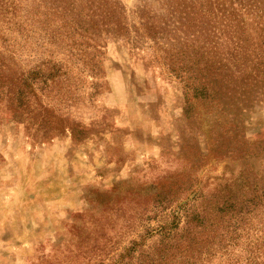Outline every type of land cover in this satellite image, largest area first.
I'll return each instance as SVG.
<instances>
[{
    "label": "rangeland",
    "instance_id": "rangeland-1",
    "mask_svg": "<svg viewBox=\"0 0 264 264\" xmlns=\"http://www.w3.org/2000/svg\"><path fill=\"white\" fill-rule=\"evenodd\" d=\"M114 2L90 14L109 15L87 31L95 41L42 7L2 27L0 264H117L131 241L182 228L201 198L233 207L264 193V41H235L172 0ZM164 179L184 191L158 204ZM255 202L207 264L254 249L263 262Z\"/></svg>",
    "mask_w": 264,
    "mask_h": 264
},
{
    "label": "trees",
    "instance_id": "trees-1",
    "mask_svg": "<svg viewBox=\"0 0 264 264\" xmlns=\"http://www.w3.org/2000/svg\"><path fill=\"white\" fill-rule=\"evenodd\" d=\"M115 0H0V33L2 27L11 24L16 26L19 19L33 14L39 7L48 15H58L59 20L63 21L64 27H69L73 31H79V37H85L95 41L91 34L87 35L88 30L103 26L109 20V15H100V21H94L93 10L97 9L102 13H115L117 6ZM25 2V3H24ZM188 3V5L186 4ZM182 9L194 8L201 21L203 15H208L221 29L229 30L235 41H264V0H172ZM86 10L89 21L84 27L80 16ZM108 11V13H109ZM31 14V15H32ZM111 14V13H110ZM217 14H220L218 16ZM27 25H32L30 18H24ZM98 27L96 29H98ZM9 29V28H8ZM94 34V33H93ZM4 41L2 38H0ZM26 87H30L23 83ZM14 86V85H13ZM4 86L0 85V89ZM16 87V86H15ZM17 98L23 95L15 92ZM7 97L11 92H6ZM24 98V97H23ZM19 105V101L16 99ZM178 182L171 183L158 181L156 192L151 198L153 202L170 203L176 194L183 193L182 188H177ZM157 198L159 200H157ZM257 202L264 201V193L253 200H245L241 204L231 207L228 202L214 204L201 198L199 204L187 205L184 212V225L179 229L178 224L159 227L149 238L155 237L152 244L145 246L136 240L131 241L127 248L117 256V264H207L208 259L213 256L212 251H225L228 247L236 245L239 239L237 231L240 229L242 220L239 207L243 212L254 208ZM241 211V212H242ZM242 212V213H243ZM153 232V231H152ZM248 239V238H247ZM142 242V241H141ZM104 247V246H103ZM248 248L249 246L246 245ZM264 250V238L261 244ZM255 253L259 251L254 249ZM252 250L249 251L250 257L244 264H264V251L262 254L263 262L258 263ZM239 264V263H234Z\"/></svg>",
    "mask_w": 264,
    "mask_h": 264
}]
</instances>
